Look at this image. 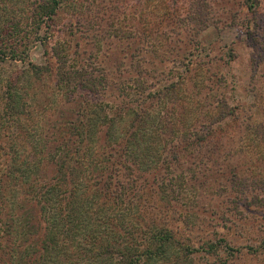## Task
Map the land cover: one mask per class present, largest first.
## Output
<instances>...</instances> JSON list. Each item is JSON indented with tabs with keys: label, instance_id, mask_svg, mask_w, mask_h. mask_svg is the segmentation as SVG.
Here are the masks:
<instances>
[{
	"label": "rangeland",
	"instance_id": "374dc122",
	"mask_svg": "<svg viewBox=\"0 0 264 264\" xmlns=\"http://www.w3.org/2000/svg\"><path fill=\"white\" fill-rule=\"evenodd\" d=\"M34 2L0 0V264L39 249L24 193L55 179L85 239L50 264H98L119 216L172 239L146 264H264V0H67L26 41ZM110 173L127 187L101 213Z\"/></svg>",
	"mask_w": 264,
	"mask_h": 264
},
{
	"label": "trees",
	"instance_id": "16d2710c",
	"mask_svg": "<svg viewBox=\"0 0 264 264\" xmlns=\"http://www.w3.org/2000/svg\"><path fill=\"white\" fill-rule=\"evenodd\" d=\"M66 2L67 0H35V2L30 5V7L33 8L34 15L32 18L33 22H31L28 27H31L32 31H27L26 29V33L23 34V38H25L27 41V39L31 35H37L38 37V32L42 29V26L45 25V19H52L56 15L58 8H60ZM9 20L10 18L6 19L5 21ZM21 28L22 27L21 25H19V23L15 25L16 30H19ZM23 44L24 46H27L26 42H24ZM9 47L12 56L16 57L15 54L18 53V46L16 47L17 49L13 45H9ZM32 67L36 71L41 69L40 67L34 65H32ZM141 164V166H143L144 161ZM29 172H31V169L23 171V173L28 174L29 176L25 177L24 180L37 182V175H39V172L36 171V174L33 177L32 175L35 172ZM9 173L13 175L14 171L11 170V172ZM59 173H61L63 178H65L63 166L60 167ZM111 175V173L109 175H106V180L100 187L99 192L97 194H94L95 197L104 198V202L96 200L93 203V208L95 207L94 209H98L99 211H101V213H104L105 210H113V207H118L117 203L119 204L118 201L121 200L120 197L125 193L127 187L121 183H116V196H114L113 192L110 189L112 185ZM62 182H65L64 179H62L61 181H57V179L52 180L51 183L54 184H50L48 188H46L47 184L39 183L38 187L32 190H26L24 193V199L28 197L30 198L26 201L25 205L31 207L32 203L34 202L35 204L39 205L43 221L42 229H44V235L42 239L36 242V245L40 250L37 248L36 250L31 251V253L30 250H25V253L22 254V261L25 262L24 264H50L51 261H56L53 254L58 255L61 246L65 244L68 245L69 242L73 239L74 241L72 244H76L79 240H82L84 238L85 229H82L83 226L81 225V215L86 212L84 211L85 207H83V209H79L76 206V203L72 201L71 196L68 197L66 195V185H64ZM57 187H60V190L59 188L57 189ZM0 188H2V184H0ZM7 194L8 192L6 190L5 192L3 191L4 196H7ZM86 214V216L88 217V220L86 222H90L89 228H91V217L97 219L96 212L87 211ZM123 218V216H119L117 218V223L111 230L106 232L107 228L102 229L104 233H101L98 236V239H105L107 241V244L103 245V247L97 252L96 256L93 257V260L97 259L98 264H146L148 260L156 261L158 257H161L166 253V249L172 242V239L168 237L166 232L162 233L160 231H152L147 239L143 240L141 238L138 239L137 242H135L132 233L126 227ZM0 223L1 244L3 241V235L5 234L2 226H4L5 223L2 221ZM96 232L100 231H94L95 237L97 236ZM23 233L25 234V232ZM80 235H83V237H80ZM19 241L20 240H18V242ZM113 241L115 242V244L123 243L124 247H122V249H116L113 245ZM27 243H29V241H27ZM130 244L134 245L136 249L132 250L129 247ZM1 252H4V255L9 253L6 250H2ZM107 254L108 257L106 258L108 259L103 258V256ZM115 254L118 255V261L113 262L111 260L113 259V256Z\"/></svg>",
	"mask_w": 264,
	"mask_h": 264
}]
</instances>
